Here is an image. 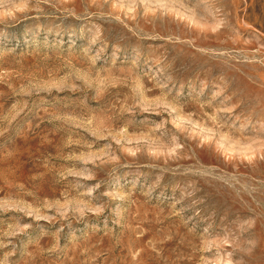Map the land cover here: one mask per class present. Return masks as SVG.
Segmentation results:
<instances>
[{"label":"rangeland","instance_id":"rangeland-1","mask_svg":"<svg viewBox=\"0 0 264 264\" xmlns=\"http://www.w3.org/2000/svg\"><path fill=\"white\" fill-rule=\"evenodd\" d=\"M0 264H264V0H0Z\"/></svg>","mask_w":264,"mask_h":264}]
</instances>
